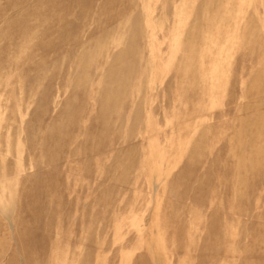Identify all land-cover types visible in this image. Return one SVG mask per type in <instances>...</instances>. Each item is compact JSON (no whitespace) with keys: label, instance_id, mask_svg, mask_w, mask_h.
Masks as SVG:
<instances>
[{"label":"rangeland","instance_id":"obj_1","mask_svg":"<svg viewBox=\"0 0 264 264\" xmlns=\"http://www.w3.org/2000/svg\"><path fill=\"white\" fill-rule=\"evenodd\" d=\"M0 264H264V0H0Z\"/></svg>","mask_w":264,"mask_h":264}]
</instances>
